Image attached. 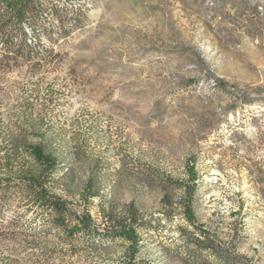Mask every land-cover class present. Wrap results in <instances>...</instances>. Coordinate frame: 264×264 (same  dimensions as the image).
Wrapping results in <instances>:
<instances>
[{
  "label": "rangeland",
  "instance_id": "obj_1",
  "mask_svg": "<svg viewBox=\"0 0 264 264\" xmlns=\"http://www.w3.org/2000/svg\"><path fill=\"white\" fill-rule=\"evenodd\" d=\"M53 4L58 18L26 29L32 44L70 26L51 33L53 53L36 49L49 61L0 63V181L39 170L24 147L43 144L53 194L101 231L142 224L133 264H218L219 248L264 264V0ZM189 165L196 225L184 215ZM20 201L0 198V264L129 263L126 240L71 238ZM201 230L216 249L199 250Z\"/></svg>",
  "mask_w": 264,
  "mask_h": 264
},
{
  "label": "trees",
  "instance_id": "obj_2",
  "mask_svg": "<svg viewBox=\"0 0 264 264\" xmlns=\"http://www.w3.org/2000/svg\"><path fill=\"white\" fill-rule=\"evenodd\" d=\"M53 3L54 0H0V52H3L0 63L10 66L13 63L49 61L48 56L45 54L47 52L53 53L55 43L51 33H55L56 30L64 33V27L70 26H64L63 24L55 26L52 24L49 31L48 28H45V33L49 35L50 42H45L39 37V39L35 38L32 44H28L26 29L37 36L40 33L38 27L42 24L41 16L43 13L49 12L53 19L58 18L61 10ZM65 10L68 11L69 8L66 6ZM78 11H82V7ZM68 21L70 22V20ZM38 48L46 53L44 55L38 54L36 52ZM1 122L0 119V124ZM10 142L9 146L14 154L8 152L5 158L8 163L18 157V151L20 150V147H18L20 140L16 136H12ZM24 148L31 161L39 166V170L33 171L22 168L15 173L20 177L19 181L13 184L0 181V198L8 195V200H12L13 197L19 196L21 199L20 204L27 207L26 212L33 211L37 215L43 214L54 227L71 238L83 232L90 233L99 230L100 224H97L88 209L79 212L68 201L49 190V176L56 170L57 162L54 156L46 151L44 145L31 143L26 144ZM188 169L189 181L187 184L181 185V187H185L186 191L184 215L188 222L196 225L192 197L196 191L198 174L194 165H189ZM91 187L90 182L86 188L87 192L91 191ZM91 197V194H85V199ZM103 225H105L103 231L99 230L98 234L102 239L122 238L130 243L128 254L131 257L128 264H133L134 256L141 247L140 233L145 229L142 224H139L132 216L129 221L124 223L119 222V224L107 226V222L104 221ZM92 234L96 235V233ZM195 241L200 251L216 249L212 236L205 230L200 231V236L195 238ZM216 255H218V264H252L244 256H227L221 248L217 250Z\"/></svg>",
  "mask_w": 264,
  "mask_h": 264
}]
</instances>
